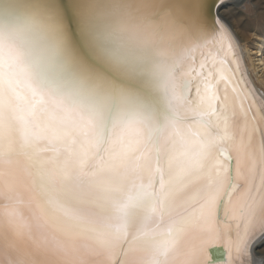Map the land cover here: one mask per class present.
<instances>
[{"label": "bare ground", "instance_id": "6f19581e", "mask_svg": "<svg viewBox=\"0 0 264 264\" xmlns=\"http://www.w3.org/2000/svg\"><path fill=\"white\" fill-rule=\"evenodd\" d=\"M237 3L218 7L227 41L208 48L219 55L208 78L184 49L160 71L165 105L205 123L166 118L159 132L140 108L70 78L32 24L0 16V264H207L219 244L218 264L264 257V94L221 14ZM219 147L233 163L227 195Z\"/></svg>", "mask_w": 264, "mask_h": 264}, {"label": "water", "instance_id": "95a60500", "mask_svg": "<svg viewBox=\"0 0 264 264\" xmlns=\"http://www.w3.org/2000/svg\"><path fill=\"white\" fill-rule=\"evenodd\" d=\"M223 1L0 0V16L32 24L37 34L58 51L70 78L97 83L112 105L128 101L140 108L147 113L145 120L153 121L152 126L159 132L166 118L176 122L203 119L205 123V116L183 115L165 105L166 89L160 71L179 61V57L167 54H178L184 49L181 61L189 59L196 71H205L203 77L210 76L212 57L219 55L208 48L227 41L217 17V5ZM236 71L244 85L239 70ZM193 82V78L185 79L182 85L185 99L191 98ZM107 125L105 119V131ZM212 134L217 138L215 132ZM219 148L220 156L228 160L227 195L233 184V163L226 151ZM157 162L158 158L155 166ZM223 200L221 197L218 202L217 218H222ZM207 254V264L226 261V250L220 244L209 246Z\"/></svg>", "mask_w": 264, "mask_h": 264}, {"label": "rangeland", "instance_id": "374dc122", "mask_svg": "<svg viewBox=\"0 0 264 264\" xmlns=\"http://www.w3.org/2000/svg\"><path fill=\"white\" fill-rule=\"evenodd\" d=\"M221 14L232 25L240 43L246 48V56L249 55L250 58H246L248 63L255 64L257 69L250 70L255 78L254 82L264 94V70L259 71L264 65H257L260 58L264 63V0H239L237 4L224 6ZM258 250L264 255V245ZM251 258L253 263L264 264V257L259 253L256 258Z\"/></svg>", "mask_w": 264, "mask_h": 264}, {"label": "snow or ice", "instance_id": "6c2138e0", "mask_svg": "<svg viewBox=\"0 0 264 264\" xmlns=\"http://www.w3.org/2000/svg\"><path fill=\"white\" fill-rule=\"evenodd\" d=\"M217 7H219V5H217ZM97 139H98L99 142H103L102 134L98 133Z\"/></svg>", "mask_w": 264, "mask_h": 264}]
</instances>
